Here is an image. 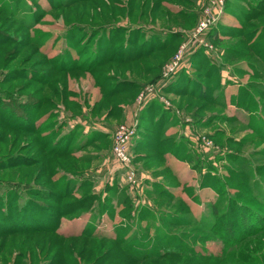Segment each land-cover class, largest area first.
I'll list each match as a JSON object with an SVG mask.
<instances>
[{
    "label": "rangeland",
    "instance_id": "rangeland-1",
    "mask_svg": "<svg viewBox=\"0 0 264 264\" xmlns=\"http://www.w3.org/2000/svg\"><path fill=\"white\" fill-rule=\"evenodd\" d=\"M210 1L0 0V264L264 255V233H218L238 202L264 215V13L240 30L226 7L197 33ZM122 127L135 183L114 152ZM163 244L171 257L153 256Z\"/></svg>",
    "mask_w": 264,
    "mask_h": 264
},
{
    "label": "trees",
    "instance_id": "trees-1",
    "mask_svg": "<svg viewBox=\"0 0 264 264\" xmlns=\"http://www.w3.org/2000/svg\"><path fill=\"white\" fill-rule=\"evenodd\" d=\"M256 2H257V0H250L248 2V8H250V10L244 11V20L241 23L242 25H241L240 30L246 28L249 25V22L253 21L251 19L253 17L252 15H254V14H249V11H252L254 13V11L257 12L256 9H258L259 13H262V12L264 13V6H263L264 2L262 0H260L257 5H254ZM228 6L229 5L227 4V7ZM261 24H263V25H261V28H259V31L260 30H262V31L264 30V22L261 23ZM246 38H249V36L247 35ZM247 42H249V41H247ZM167 44H168V42L167 43H163L161 46H166ZM254 45H255V43H254ZM254 45H252V46H254ZM260 50H261L260 48H257L255 50L256 51V56L262 62H264V52H263L264 50L263 51H260ZM239 53L242 54V53H245V52L243 50V51H240ZM258 72L260 74H262L259 70H258ZM0 98L1 99L4 98L3 97V93H0ZM237 101L239 102V98L237 99ZM23 108L25 109L24 106H23ZM151 108H152V106H150V108L148 110H150ZM55 151H57V150L51 149L49 151V155L55 153ZM14 164H16V163H14ZM70 191H71V189H70ZM62 192H64V194H66V195L68 194V190H63L62 189ZM59 197H60V195H59ZM237 200H239V199H237ZM84 201H85V197H80L78 200H74V201L70 202L69 210H72L73 208H79V207L81 208V207H83ZM234 202H235L234 198L232 199V196H230L229 201H228L229 205H228L227 209L231 210L234 207L236 208V205H235ZM237 204L239 205L238 208H240L239 214L236 215V213L232 212V210H231V213H229L228 210H227V214H231V215L227 219V224H225V226H223V229H225V231L223 230L221 232V230H218V233H220L221 235L222 234H226L227 235V240H229V239H231L233 237V236H231L232 233H236V234H240L241 233L242 234V232H244V233L246 232L248 235H244L243 237H240V238L236 239V240H238L240 242L245 241V239H248V238L254 236L255 234L264 233V215H261L262 218H258L254 214H252V216H250V214H246L247 210L244 208L245 205L240 204V202H238ZM213 209H214V214H218L220 212L219 205H216L215 208H213ZM57 211H58V214L60 216H62V214L65 213V212H63L62 209L61 210L57 209ZM220 217H222V214H220L219 218ZM256 223L259 224V225H257ZM216 224H217V222H216ZM241 224H242V226L244 224V226L240 227ZM213 228L220 229L215 224L213 225ZM262 236L264 237V235H262ZM104 239L111 240V241H114V242H118L120 245L123 244V241H124L122 239L121 235H119V236H117L115 238H112V237L109 236V237H106ZM168 241H170V240H168ZM172 245L173 246H170V244H168V245L167 244H163V246L161 245V247H163L162 249L164 251H167V252H164V254H163V255H166V256H164V257L161 256V254H160L161 251L160 252L154 251L152 253L153 256H156L158 258L171 257V255H169V254L171 252H173V250L175 248V244H172ZM125 249L126 250H124V251L127 252V254L129 252V254L133 256V253H131L130 250H128L127 248H125ZM149 251H151V250H149ZM177 254H178V252H177ZM261 255H255L253 253H249L248 256H250V257L244 256V258L242 260H243V262L245 261L246 264H264V258H263L264 255L263 256H261ZM134 258H137V257H134ZM120 260H121V264H125L122 259H120Z\"/></svg>",
    "mask_w": 264,
    "mask_h": 264
},
{
    "label": "built area",
    "instance_id": "built-area-1",
    "mask_svg": "<svg viewBox=\"0 0 264 264\" xmlns=\"http://www.w3.org/2000/svg\"><path fill=\"white\" fill-rule=\"evenodd\" d=\"M228 1L229 0H211L210 1L209 5L205 8V18L202 19L203 21L200 23L197 33L203 31L204 29H205L204 32H207V29L209 28L210 25H212L217 20H220L224 17ZM194 39L200 42L201 44H205V41L203 38L195 37ZM181 52L182 51H180V53ZM181 59H180V54H178L176 56V60H179V61L176 64L175 62H173L168 66V68H170V71L174 70V68L178 65ZM173 64L175 65L173 66ZM165 74H168V73H165ZM153 92H154L153 88H147L144 92H142L141 96L145 99H148L149 97L146 95L149 93L153 94ZM133 131L134 130L132 129L127 130L125 127L120 128V130H118L117 132L116 139H115V145H114L115 154L123 162L122 163L123 166H126V168L129 169V172L127 175L128 183H129V180L131 181L130 183L132 182L135 183V173L132 167L129 165L128 147L126 146L127 139L129 135L132 134Z\"/></svg>",
    "mask_w": 264,
    "mask_h": 264
},
{
    "label": "crops",
    "instance_id": "crops-1",
    "mask_svg": "<svg viewBox=\"0 0 264 264\" xmlns=\"http://www.w3.org/2000/svg\"><path fill=\"white\" fill-rule=\"evenodd\" d=\"M250 0H229L228 1V9L230 10V18L229 19H227V20H233L234 22H235V24H233V25H238L239 23H242V21L244 20V7L245 6H247L248 7V2H249ZM260 0H257V2L254 4V5H257L258 4V2H259ZM263 2H264V0H262ZM264 6V5H263ZM223 20H226V19H223ZM237 20H240V21H237ZM261 62V61H260ZM243 63V66L242 67H244L245 66V68H248V69H250L251 68V65H249L247 62H242ZM264 63V62H263ZM239 64L240 63H237V64H233V65H231V67H232V70L233 71H236V70H238L239 69ZM254 65H258L259 67H258V70L262 73V74H264V66H261L260 67V65L262 64H257V62H255V63H253ZM227 69H228V67H227ZM230 87H234V85H232V86H229V87H227V88H225V90H226V93H228V91H231L230 89H232V90H234V88H230ZM233 94H234V92H232ZM232 96V94L231 95H229V98ZM128 105L129 104H126V105H124V107H125V111H126V113H127V107H128ZM152 108H153V106H152ZM151 108V109H152ZM150 109V110H151ZM157 110V109H156ZM156 112V111H155ZM128 114V113H127ZM157 116L159 117V115L157 114ZM158 117H157V119H158ZM164 121H165V119L163 118L162 119V121L160 122V128H161V132L163 133V132H165V131H167L168 129H169V126H166V124L164 123ZM165 134V133H164Z\"/></svg>",
    "mask_w": 264,
    "mask_h": 264
}]
</instances>
